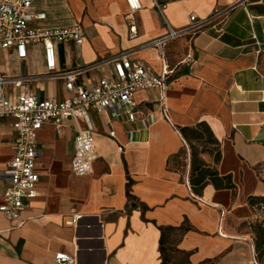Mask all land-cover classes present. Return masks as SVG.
<instances>
[{
    "label": "crops",
    "instance_id": "obj_1",
    "mask_svg": "<svg viewBox=\"0 0 264 264\" xmlns=\"http://www.w3.org/2000/svg\"><path fill=\"white\" fill-rule=\"evenodd\" d=\"M138 1L140 9L130 20L126 0H33L30 13L44 14L31 21L33 28L79 25L84 30L80 45L55 46L58 70L126 53L159 73V53L145 44L164 35L165 24L180 30L191 15L203 19L214 8L229 11L220 35L208 26L166 45L165 57L175 73L162 99L159 88L135 92L142 112L135 121L88 111L98 155L91 174L75 176L69 169L72 122L46 123L38 131V195L18 221L0 213V264H53L59 253L72 264H260L249 228L256 213L247 198L264 197V0ZM154 2L163 6L162 15ZM190 49L192 62L179 64ZM46 73L42 44L28 46L23 61L13 49L0 50L2 76L31 77L19 87L7 84L8 97L68 98L64 81ZM111 73L112 65L105 64L78 81ZM199 123L209 128L220 158L215 162L214 152L199 157L220 176L230 175L234 193L212 184L200 195L192 192L191 149L179 129ZM191 143L197 150L215 149L202 141ZM11 145L6 120L0 131V173L11 158ZM3 190L0 178V203ZM215 206L224 210L221 221Z\"/></svg>",
    "mask_w": 264,
    "mask_h": 264
},
{
    "label": "built area",
    "instance_id": "obj_2",
    "mask_svg": "<svg viewBox=\"0 0 264 264\" xmlns=\"http://www.w3.org/2000/svg\"><path fill=\"white\" fill-rule=\"evenodd\" d=\"M32 2L33 0H0V50L13 49L17 58L23 61L27 56L28 46L33 43L42 44L47 76L63 80L70 96L58 100L24 93L13 99L5 94V86L7 84L22 86L31 77H4L0 74V131L6 120H9L12 130L11 158L0 173V178L4 182L0 213L8 221H18L27 202L38 195L39 176L36 171V160L42 154V150L37 142V133L46 123L60 127L65 122H72L75 136L69 169L75 176L91 174L98 155L88 111L106 112L116 119L135 121L142 114L134 100L135 92L159 88L162 99L166 81L175 73V69L170 67L165 57L166 45L185 35L192 38L208 26L220 35L229 11V8H214L203 19L191 15L187 27L180 30H174L165 24L166 33L145 44L154 47L159 53L161 59L159 73L144 68L139 61L130 59L126 53L92 64L58 70L55 46L64 43L80 45L84 40V30L79 25L51 29L33 28L30 25L31 21L44 19V14H31L29 9ZM126 2L131 20V15L140 9V4L138 0ZM154 6L162 15L163 6L156 2ZM130 31L135 33L133 25ZM193 58L190 49L179 64L188 65ZM105 64L112 65L110 75L103 76L97 81H78L83 74ZM162 115L167 118L164 109ZM82 122L85 125L82 126L80 124ZM215 207L221 221L224 210L219 206ZM72 221H75V218ZM72 261L66 254L59 253L55 255L53 264H72Z\"/></svg>",
    "mask_w": 264,
    "mask_h": 264
},
{
    "label": "trees",
    "instance_id": "obj_3",
    "mask_svg": "<svg viewBox=\"0 0 264 264\" xmlns=\"http://www.w3.org/2000/svg\"><path fill=\"white\" fill-rule=\"evenodd\" d=\"M199 128L202 129V133L205 135L204 139L202 133L197 132ZM179 131L191 149V167L188 176V183L192 192L196 195H200L205 185L212 184L216 189H231L234 193L235 186L231 182L230 175L220 176L213 166L206 164L199 157V153L207 152L210 155L214 154L213 160L215 162L220 158L219 148L218 146H215L217 145V142L212 138L207 125L199 123L193 128H181ZM193 139L197 142L202 141L205 145H214L215 149L203 146L200 150H197L191 143ZM212 152L214 153L212 154ZM247 204L256 213V217L249 224L250 231L254 237L253 243L255 257L260 264H264V197L249 196L247 198Z\"/></svg>",
    "mask_w": 264,
    "mask_h": 264
},
{
    "label": "rangeland",
    "instance_id": "obj_4",
    "mask_svg": "<svg viewBox=\"0 0 264 264\" xmlns=\"http://www.w3.org/2000/svg\"><path fill=\"white\" fill-rule=\"evenodd\" d=\"M24 73H25V70H24ZM260 177H261V180H263V182H264V172H260Z\"/></svg>",
    "mask_w": 264,
    "mask_h": 264
}]
</instances>
